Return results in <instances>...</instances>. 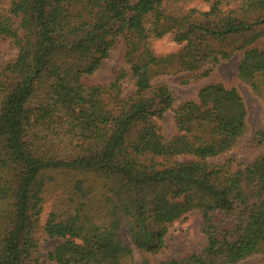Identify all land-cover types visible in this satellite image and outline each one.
<instances>
[{
    "label": "trees",
    "instance_id": "16d2710c",
    "mask_svg": "<svg viewBox=\"0 0 264 264\" xmlns=\"http://www.w3.org/2000/svg\"><path fill=\"white\" fill-rule=\"evenodd\" d=\"M193 1L0 0V44L17 52L0 69V264H41L47 202L54 264H135L124 229L148 264L191 211L205 243L158 264L264 255V111L251 131L239 91L213 81L174 111L165 138L174 93L155 83L208 77L238 53L237 76L264 105V0ZM164 37L181 48L157 53ZM119 43L113 79L84 83ZM242 145L256 151L246 166L226 157Z\"/></svg>",
    "mask_w": 264,
    "mask_h": 264
},
{
    "label": "rangeland",
    "instance_id": "374dc122",
    "mask_svg": "<svg viewBox=\"0 0 264 264\" xmlns=\"http://www.w3.org/2000/svg\"><path fill=\"white\" fill-rule=\"evenodd\" d=\"M186 7L206 10L209 7V3L206 0H194ZM154 48L159 54H169L177 52L181 46L173 42L169 37H164L155 42ZM122 54L123 45L119 43L110 50L108 57L101 62L99 68L92 75L83 78V82L86 84H102L111 81L117 71L116 62ZM16 55L17 52L10 46L9 41L0 44V69L7 62L14 60ZM239 57L238 53L233 54L229 60L221 62L210 76L191 81L190 83H184L183 80L188 74L182 71L161 75L156 78L155 83L166 84L174 93L172 109L168 110L159 122L161 133L165 138H170L176 133L174 111L183 102L194 98L200 87L213 81L222 82L227 86L235 87L239 91L247 108V125L251 131L262 125L263 102L238 78L237 65ZM133 91V87L128 88L129 93ZM255 156L256 151H246L244 145L226 154V157L234 158L235 162L241 164V166H246ZM178 159L180 161H189L193 158L180 156ZM50 210L51 203L47 202L40 217L41 230L39 232L38 252L41 264H54L48 259V252L60 241L56 238H49L42 229ZM200 224L201 217L198 211H191L186 215L185 219L175 222L166 235L165 248L159 254L152 256L148 264H158L161 260L179 258L193 250L199 249L205 243ZM123 234L126 242L133 249L135 264H141V255L132 245L129 232L124 229ZM236 264H264V255H254Z\"/></svg>",
    "mask_w": 264,
    "mask_h": 264
}]
</instances>
